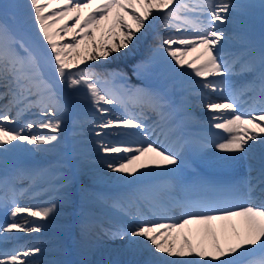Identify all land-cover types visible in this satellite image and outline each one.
Returning <instances> with one entry per match:
<instances>
[{
	"label": "snow or ice",
	"instance_id": "6c2138e0",
	"mask_svg": "<svg viewBox=\"0 0 264 264\" xmlns=\"http://www.w3.org/2000/svg\"><path fill=\"white\" fill-rule=\"evenodd\" d=\"M16 7L0 3V214L10 217L0 223V244L17 239L16 233H40L46 226L41 222L58 214L57 200L67 198L64 190L72 183L62 171L67 165L24 172L16 169L15 157L55 150L67 130L66 117L86 103L93 112L88 124L100 162L136 186L127 203L114 198L108 205L126 222L100 224L102 232L142 245L155 258L145 264H264V40L257 49L243 32L236 51L233 34L225 30L226 24L243 23L256 5L240 0H27L35 41L15 24L11 10ZM259 8L264 16V0ZM154 28L153 57L189 77L191 94L209 113L206 135L177 138L173 147L149 139L158 129L165 139L177 130L168 90L129 88L127 72L109 67L133 57ZM69 33L74 35L64 42ZM144 66L141 61L132 71ZM238 76L250 79L239 84L233 79ZM117 81H123L120 90ZM122 92L132 93L129 98L147 106L157 121L149 126L143 113L128 112ZM121 108L125 114H116ZM186 145L200 155L208 148L231 154L221 159L254 160L259 153L260 167L250 166L238 182L186 180ZM148 160L155 168L142 171L149 168ZM22 175L31 181L27 189L17 186ZM45 176L56 177L48 186L56 196L21 206V198L44 190L38 181ZM173 212L180 214L168 215ZM149 214L164 215L167 222L150 220ZM89 228V221L81 222L85 238ZM41 254L35 244L0 248V264H42L32 259Z\"/></svg>",
	"mask_w": 264,
	"mask_h": 264
},
{
	"label": "bare ground",
	"instance_id": "6f19581e",
	"mask_svg": "<svg viewBox=\"0 0 264 264\" xmlns=\"http://www.w3.org/2000/svg\"><path fill=\"white\" fill-rule=\"evenodd\" d=\"M0 3H10V4L18 5V7L12 9L11 11L15 14L16 20H18L17 22L23 28L24 33L27 34L28 36H30V34L33 35L34 36V40L33 41H35L36 40V33H35V30H34L32 19H31L30 9L26 7L27 0H0ZM17 13H20V17L19 18H18V15H16ZM129 22L132 23L131 19H129ZM67 23L69 25H71L72 21L68 20ZM240 23L241 22L238 20L236 24H240ZM57 27H59V25H57ZM151 31L148 33V35L144 39L150 38V41L155 42L156 40L153 38L154 36H152ZM155 31H156V29H153V32H155ZM72 35H74V33H69L68 36L64 37V42H67L68 40H70ZM141 45H142V41L140 42L139 46H141ZM138 50L139 49H137L135 51V53ZM145 50L147 51L146 53L149 54L148 51L150 49H145ZM150 53L152 54L151 51H150ZM153 58L157 59L159 66L161 68L165 69L166 72L171 70L170 64L167 63L163 58H161L159 56H156V57H153ZM170 72H172V71H170ZM163 74H164L163 71L160 72V76L161 77H162ZM175 76H177V75H168V74L165 73V77L162 78V79H163L164 82L167 83V82L170 81L171 78H176ZM34 118L35 117H32L30 119H34ZM33 131H35V129H33ZM69 140L70 139L67 138V145L66 146H68L70 144ZM81 147H82L81 150L84 151V152H89L90 150H94V148H96L95 145H92V143L82 144ZM208 149L202 155L196 154L199 157V159H201V160L208 159L212 155H215L216 157H219V156H222V155L227 157V156L231 155V154H228V153L217 152L214 148H210L209 150ZM37 153H30L29 152V155H34V154H37ZM20 154H22V153H19L18 155H20ZM200 156H205V158H201ZM142 159L147 160L146 157L142 158ZM100 160L101 159H97V160L96 159H94V160L81 159L80 161H77L76 164H73L74 165V169H75V167L77 168V170L75 169L74 171H76V173L78 175H80L79 176V180H81V182H80L79 187L78 188L76 187V189H75V192H76L78 197L73 196L72 199L70 198L68 200L69 201L72 200L74 202V204H76L77 208L80 205V206H84L85 208H88V210H90L91 207H96L97 205L101 204L103 200L104 201L108 200V198L105 196V194L103 192V189H102V191H98V190L93 189V186H92L93 180H91V179H96L97 180L96 182H104V179H106L108 176H113L111 178L112 180L114 178L117 179V174L111 173L103 165H101V167H96L99 163H101ZM235 160H238V159H235ZM235 160L232 159L231 161H235ZM185 161H186V159H185ZM147 162L149 164V168L148 169H142V171H149V170L155 168V165L152 163V161L148 160ZM94 164H96V165H94ZM84 174H87V176L84 175ZM70 178H71V181L74 179L72 176H70ZM112 180L108 181V183H112L111 182ZM115 181H117V180H115ZM100 185H103V184H100ZM88 189L92 190L93 193L91 191H89ZM70 192H71V190H69V192H67L68 193L67 196L70 195ZM95 192H97V193L100 192L102 194V197H105V198L96 197L95 194H94ZM82 199H84V202H79ZM83 203H86V204H89V205L85 206V205H83ZM32 204H36V202H29V204H28L27 201H24V202L21 203V206L32 205ZM24 215H26V214H24ZM28 219H31V218H28ZM71 221H73V217L71 218ZM71 221H69V222H71ZM44 223L45 224H50L51 226L53 224H57V222H55L52 217H50L49 220L44 222ZM100 230L101 229H96V228L93 229V231H97L100 234H96V236L91 238L95 242V243H90V249L91 250L87 247V254L90 257L93 255L94 252H96L98 254L104 255V258L115 260V261H120V260H123L124 258H127L131 254H134V255L137 256L138 251H135V249H137V248L141 249V247H143L142 245H129L127 238H125V239H119V238L113 239L109 235L103 234V232L100 231ZM189 234L191 235V233H189ZM45 238L47 240L50 239V238H47V237H45ZM41 239H43V238H41ZM193 239L195 240V237H193ZM223 239L224 238L222 237V242H223ZM25 242H26V240L23 239V243H25ZM43 247H45V246H43ZM78 248H80V246L76 245L75 247L72 248V251L73 252L74 251L80 252L78 250ZM32 259L39 260V261L42 262V264H45L43 262V260H45V259H43V257H41V256H35L34 258L32 257ZM154 259L155 258L153 257V260ZM97 260H101V258H97ZM157 261L158 260H155V262H157Z\"/></svg>",
	"mask_w": 264,
	"mask_h": 264
},
{
	"label": "rangeland",
	"instance_id": "374dc122",
	"mask_svg": "<svg viewBox=\"0 0 264 264\" xmlns=\"http://www.w3.org/2000/svg\"><path fill=\"white\" fill-rule=\"evenodd\" d=\"M113 177V176H112ZM112 177H107L105 180H108L109 178H112ZM120 180V179H119ZM67 214H56L55 216H53L52 218L55 219V221H57V224H53L51 226V229L53 230H56V233H63L64 229L60 224L59 222H62L65 218H66ZM51 241H55V240H51ZM102 254H97L96 252H94V255H93V258H103L102 256H100Z\"/></svg>",
	"mask_w": 264,
	"mask_h": 264
}]
</instances>
